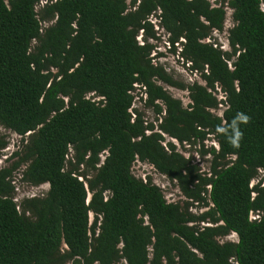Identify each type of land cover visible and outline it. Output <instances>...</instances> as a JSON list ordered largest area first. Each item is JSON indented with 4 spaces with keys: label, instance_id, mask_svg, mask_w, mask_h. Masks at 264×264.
<instances>
[{
    "label": "trees",
    "instance_id": "1",
    "mask_svg": "<svg viewBox=\"0 0 264 264\" xmlns=\"http://www.w3.org/2000/svg\"><path fill=\"white\" fill-rule=\"evenodd\" d=\"M261 6L0 0V126L21 138L0 168V264H264ZM226 9L233 26L223 51L210 40ZM150 17L204 85L177 84L153 62L159 36ZM157 82L187 89L189 104ZM136 87L157 125L133 108ZM223 105L221 116L211 112ZM238 113L250 120L237 149L228 137ZM167 138L198 144L208 171ZM208 139L218 150L204 149ZM7 145L0 136V157ZM135 162L174 182L185 201L169 203L149 177L135 178ZM19 171L23 183L48 185L46 194L15 202ZM230 234L236 243L221 241Z\"/></svg>",
    "mask_w": 264,
    "mask_h": 264
},
{
    "label": "rangeland",
    "instance_id": "2",
    "mask_svg": "<svg viewBox=\"0 0 264 264\" xmlns=\"http://www.w3.org/2000/svg\"><path fill=\"white\" fill-rule=\"evenodd\" d=\"M212 4H215V0H209ZM42 6V5H41ZM38 10V8H37ZM232 11L230 9H226V18L224 23V28L221 33L213 32L211 34V40H216V42L219 44L221 49L228 50V42H227V31L233 26V21L231 18ZM149 20L152 23H156L157 20L155 17L149 18ZM140 40V36L137 38V40ZM208 41V42H210ZM154 49L152 51L151 57L153 58V62L155 64H158L162 66L164 72L177 84H181L184 86L192 85L193 83H198L200 85H204V82L200 79L198 74H191V72L188 69V64H186L178 55L179 47H176L177 53H171V48L167 42V35L164 33H161L159 35L158 41H151L150 42ZM158 85H161L164 90L174 99H177L181 102L183 107H186L189 104V97H188V91L187 89H178L171 86H168L166 84H163L161 82H157ZM134 95V104L133 108L136 109L138 112H140L141 116L143 117L144 121L147 123H154L155 122V116L152 111V109L146 107L144 105V97H141L142 91L136 87L135 91L133 92ZM90 95L89 97H91ZM216 98L218 100L223 99L222 93H216ZM223 110H225V106H219L218 110L211 111L213 114L217 116H221ZM0 136H3L5 138V141L8 143L7 147L2 151L3 154V162L0 163V168L7 167L10 165V163L6 162V159L14 152L16 151L21 143V138L14 133L10 132L9 130H6L0 126ZM167 141L173 142L172 140L167 138ZM174 145L176 146V149L179 153H181L185 158L192 159L193 164L197 165L201 171L207 172L209 169V163H210V157L209 156H202L199 152L201 147L198 144L193 145H179L178 143L174 142ZM214 145V147H213ZM212 147L213 149L217 150V144L212 139H208L204 142V149H209ZM24 168L21 169V171ZM21 171L16 172L13 178V184L15 186V198L14 201L17 203H20L24 199H30L34 197H43L47 190L48 185H42L38 187H34L31 185H28L27 183H23L20 181L21 178ZM132 175L141 180H145L147 177H149L152 181V183L159 187L162 191L164 198L169 203H177V202H183L185 201V198L182 196V194L179 192V189L176 187L174 182H170L166 177L162 176L156 170L150 166L147 163H140L135 162L131 168ZM256 181H253L251 185H254ZM195 205V204H194ZM192 213H201L205 211L206 209L197 210L194 206L191 207ZM93 215L91 214L89 217V221L93 220ZM229 241V242H237V236L235 234H230L228 237L221 240ZM119 264H125L124 261L120 262Z\"/></svg>",
    "mask_w": 264,
    "mask_h": 264
},
{
    "label": "clouds",
    "instance_id": "3",
    "mask_svg": "<svg viewBox=\"0 0 264 264\" xmlns=\"http://www.w3.org/2000/svg\"><path fill=\"white\" fill-rule=\"evenodd\" d=\"M250 120V117L247 116L244 113H238L235 119L232 121V126H231V133L228 137L229 143L234 147V148H239L240 147V141L243 138V132L240 130V125L241 124H247ZM214 147V145H213ZM218 150V147H217Z\"/></svg>",
    "mask_w": 264,
    "mask_h": 264
},
{
    "label": "built area",
    "instance_id": "4",
    "mask_svg": "<svg viewBox=\"0 0 264 264\" xmlns=\"http://www.w3.org/2000/svg\"><path fill=\"white\" fill-rule=\"evenodd\" d=\"M261 8H262V10L264 11V6H261ZM153 27H154V31L157 33V36H159L161 33H164L163 32V30H162V28H159V26H158V21L156 22V23H153ZM140 39H141V36H140ZM209 40H206V42H208ZM138 42H139V44H142V41H140L139 39H138ZM228 44V43H227ZM214 47H216V45H214ZM228 48H229V46H228ZM220 49H221V47H220ZM223 51H228V50H224V49H222ZM228 65H229V68L231 69V64L230 63H228ZM218 93H220V90H218ZM92 95V94H91ZM223 95V94H222ZM90 95H88L86 98H90L89 97ZM224 99V98H223ZM222 99V100H223ZM173 142L172 143H177L176 141H174V140H172ZM4 156H3V154H2V156L0 157V163H2L3 162V158ZM104 159V156H102L101 157V160H103ZM234 159V158H233ZM257 218H258V214H254V213H252V214H250V220L251 221H253V220H257ZM232 264H237V263H232Z\"/></svg>",
    "mask_w": 264,
    "mask_h": 264
}]
</instances>
